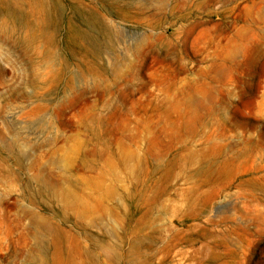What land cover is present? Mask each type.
<instances>
[{"label": "rangeland", "instance_id": "1", "mask_svg": "<svg viewBox=\"0 0 264 264\" xmlns=\"http://www.w3.org/2000/svg\"><path fill=\"white\" fill-rule=\"evenodd\" d=\"M0 264H264V0H0Z\"/></svg>", "mask_w": 264, "mask_h": 264}, {"label": "bare ground", "instance_id": "2", "mask_svg": "<svg viewBox=\"0 0 264 264\" xmlns=\"http://www.w3.org/2000/svg\"><path fill=\"white\" fill-rule=\"evenodd\" d=\"M34 7L39 10H44V5L42 1L39 4L34 5ZM58 197L63 203L80 213H84L87 211L88 198L82 195H78L76 193H64L63 191L58 190ZM31 218L33 222L37 221V216L35 214H31Z\"/></svg>", "mask_w": 264, "mask_h": 264}]
</instances>
